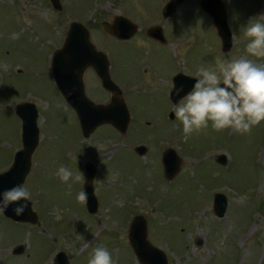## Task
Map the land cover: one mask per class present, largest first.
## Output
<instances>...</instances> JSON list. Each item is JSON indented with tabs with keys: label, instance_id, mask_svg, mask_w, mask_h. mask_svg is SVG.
<instances>
[{
	"label": "rangeland",
	"instance_id": "rangeland-1",
	"mask_svg": "<svg viewBox=\"0 0 264 264\" xmlns=\"http://www.w3.org/2000/svg\"><path fill=\"white\" fill-rule=\"evenodd\" d=\"M170 1L61 0L59 12L50 0H0V63L9 65L7 71L0 67V173L22 148L18 104L38 107L41 129L24 185L41 225L15 223L0 213V264H54L59 252L70 264H88L99 246L112 253L115 264H139L128 238L139 215L146 217L149 240L169 264H264V123L248 135L209 126L185 140L182 125L169 116L173 75L182 69L196 75L201 64L215 66L217 57L230 61L246 55L245 27L250 18L264 15V0H224L233 35L227 53L202 0H185L166 22L162 10ZM120 15L143 31L162 25L173 41L184 40L183 48L178 43L158 47L144 32L131 44L117 43L101 24ZM74 21L90 26L92 42L111 58L113 80L124 90L132 117L126 137L105 125L84 138L55 86L52 58ZM133 84L141 91H133ZM87 96L109 102L93 74L87 78ZM138 146L148 149L144 157L136 154ZM167 148L183 160L172 181L162 161ZM219 154L227 155V166L215 161ZM86 162L97 172L95 215L77 201L86 176L70 181L68 195L56 174L61 165L84 174ZM217 193L229 201L224 218L214 213ZM19 246L24 253L16 256Z\"/></svg>",
	"mask_w": 264,
	"mask_h": 264
},
{
	"label": "water",
	"instance_id": "water-1",
	"mask_svg": "<svg viewBox=\"0 0 264 264\" xmlns=\"http://www.w3.org/2000/svg\"><path fill=\"white\" fill-rule=\"evenodd\" d=\"M53 6L62 10L60 0H50ZM185 0H171L164 8L165 18L175 14L179 5ZM202 9L213 19L218 35L222 40L223 52L227 53L233 46V36L228 24L227 5L224 0H202ZM110 22H104L102 28L107 35L117 39H128L136 33V25L124 17L117 16ZM123 28L133 29L129 36H123ZM54 75L56 84L69 103L76 111L83 135L89 138L99 127L109 125L115 128L123 136L128 132L131 123V115L123 98L120 88L113 82L110 75L108 58L99 52L91 41L88 29L80 23H72L67 33L64 45L56 52L53 59ZM93 68L101 80L103 88L111 95L110 102L104 105L93 103L86 95L84 76L87 69ZM197 79L180 75L175 79V89L172 92V100L178 102L180 97L176 95V89L182 87L181 96L191 91ZM16 114L22 121V144L23 148L18 151L14 158L12 167L5 173L0 174V191L11 188L15 185H25L32 169V159L40 142V129L38 125L39 113L34 104L23 103L16 107ZM174 113L172 119H174ZM144 156L146 147L140 146L135 149ZM215 161L227 166L226 155L215 156ZM163 166L165 177L172 181L180 173L183 161L174 149H166L163 153ZM86 182L84 191L87 193L86 207L90 214L98 212L99 203L95 196L94 179L96 168L93 164L87 163ZM23 215L17 216L13 209L17 206L10 205L2 214L9 220L19 224H31L40 226L38 214L33 209L30 201ZM228 198L223 194L215 195L214 213L219 218H224L228 209ZM129 242L139 264H169L167 255L155 247L149 240L147 219L143 216H136L129 229ZM24 247L19 246L14 250V255L24 253ZM55 264H70L65 253H59Z\"/></svg>",
	"mask_w": 264,
	"mask_h": 264
},
{
	"label": "clouds",
	"instance_id": "clouds-1",
	"mask_svg": "<svg viewBox=\"0 0 264 264\" xmlns=\"http://www.w3.org/2000/svg\"><path fill=\"white\" fill-rule=\"evenodd\" d=\"M244 35L248 40L246 55L230 61L216 58L215 66L201 64L196 71L199 79L191 91L181 96L182 87L176 89L180 97L173 105L175 118L183 127L185 140L193 134H199L211 126L216 132L233 130L241 135H248L252 129L264 123V15L250 18ZM4 71L8 70L6 62L0 63ZM57 176L68 188L71 195V182L84 178L79 171L61 165ZM32 198L31 192L24 185H15L0 191V213L10 205H17L13 211L17 216L23 215L27 202ZM87 193L80 191L77 201L87 203ZM88 264H115L112 253L104 246L92 249Z\"/></svg>",
	"mask_w": 264,
	"mask_h": 264
},
{
	"label": "flooded vegetation",
	"instance_id": "flooded-vegetation-1",
	"mask_svg": "<svg viewBox=\"0 0 264 264\" xmlns=\"http://www.w3.org/2000/svg\"><path fill=\"white\" fill-rule=\"evenodd\" d=\"M55 9V8H54ZM164 9V8H163ZM56 10V9H55ZM62 11V10H61ZM61 11H59V12H61ZM176 12H177V10H176ZM176 12H175V14H176ZM174 14V15H175ZM173 15V16H174ZM173 16H171V17H173ZM117 17V16H116ZM116 17H114V18H116ZM120 17H124V16H122V15H120ZM171 17H168V18H165L164 17V14H163V10H162V18H163V20H166V22H167V20H170V19H172ZM114 18L111 20V21H105V22H110L111 24H113L114 22H113V20H114ZM124 18H126V19H128L127 17H124ZM130 22H132L134 25H136L137 26V30H136V33L134 34V35H132V36H130L128 39H117L116 37H114V36H110V35H107L106 33H105V31L103 30V28H102V24L104 23H102L101 24V28H102V31L104 32V34H105V36L107 35L108 37H112L114 40H116L117 41V43L118 42H120L119 44H131V43H133V41L138 37V36H140V34H142L143 32V34H144V36L147 38V40L148 41H150L149 43H153V44H155L156 46H158V47H166L167 45H170L171 43H178V45H180V47L181 48H183V43H184V40L183 41H173V36H172V38H171V36L168 34V32H167V30H166V28L165 27H163L162 25H160V24H152V26H150V27H148L147 29H145L144 31L142 30V29H140V27L135 23V22H133L132 20H130V19H128ZM81 24H83L87 29H89V31H91V29H90V26H88L87 24H84V23H81ZM123 30V36H129L128 34L129 33H133V29H131V30H129V29H127V28H123L122 29ZM177 35V34H176ZM175 35V36H176ZM178 37V36H177ZM179 39H180V36H179ZM182 50V49H181ZM105 53V52H104ZM106 55H107V57H108V62H109V65H110V73H112V64H111V58H110V56L106 53ZM187 73V74H186ZM89 74H93L96 78H97V80L99 81V83L101 84V80L98 78V76L96 75V72H95V70L93 69V68H89V69H87L86 70V72H85V76H84V82H85V87H86V93H87V78H88V75ZM180 75H184V76H187V77H191V78H194V79H199V77H197L196 75H192V74H190V73H188L185 69H182V71H179L178 73L176 72L174 75H173V79H172V84H171V86H170V90H171V94H170V97H169V99H170V101H171V103L174 105V102H173V100H172V92L174 91V89H175V79L178 77V76H180ZM111 77H112V74H111ZM112 79H113V77H112ZM152 79H154V74H152ZM156 81V80H155ZM54 82H55V86H56V79L54 80ZM115 82V81H114ZM150 82V81H149ZM116 83V82H115ZM117 84V83H116ZM137 84V83H136ZM118 85V84H117ZM138 85H140V84H138ZM154 85L156 86V82H154ZM101 86H102V84H101ZM119 86V85H118ZM141 87V86H140ZM140 87H137L135 84H133V86L131 87V89H133V91H138V92H140L141 91V89H140ZM119 88L121 89V91H122V93H123V98H124V100L126 99V97H125V92H124V90L119 86ZM104 90V89H103ZM105 91V90H104ZM108 95H109V98H110V93H108L107 91H105ZM74 112V111H73ZM75 113V112H74ZM173 113V111H171L170 112V114H169V116L171 117V114ZM75 115H76V113H75ZM171 119V121L172 120H175V116H174V119H172V117L170 118ZM121 135V134H120ZM122 137H124L123 135H121ZM126 137V136H125ZM148 153V149H147V152H146V154ZM87 163H90V164H92L91 162H86L85 163V168H84V171H85V173H84V175L86 176V178H87V174H86V164ZM95 166V165H94ZM96 168V167H95ZM96 175H97V172H96ZM96 179V178H95ZM86 181V180H85ZM94 182H95V180H94ZM95 187V186H94ZM96 190V189H95Z\"/></svg>",
	"mask_w": 264,
	"mask_h": 264
}]
</instances>
